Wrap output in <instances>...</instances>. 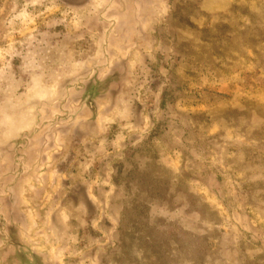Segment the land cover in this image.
<instances>
[{"label": "rangeland", "instance_id": "obj_1", "mask_svg": "<svg viewBox=\"0 0 264 264\" xmlns=\"http://www.w3.org/2000/svg\"><path fill=\"white\" fill-rule=\"evenodd\" d=\"M0 264H264V0H0Z\"/></svg>", "mask_w": 264, "mask_h": 264}]
</instances>
